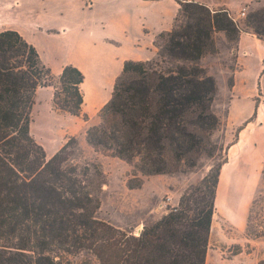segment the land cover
I'll use <instances>...</instances> for the list:
<instances>
[{
	"label": "trees",
	"instance_id": "obj_1",
	"mask_svg": "<svg viewBox=\"0 0 264 264\" xmlns=\"http://www.w3.org/2000/svg\"><path fill=\"white\" fill-rule=\"evenodd\" d=\"M176 1L172 29L155 37L157 57L124 62L100 122L86 131L96 151L133 167L130 188L141 187L144 176L188 172L204 157L215 160L178 206L139 235L98 217L106 176L101 164L79 162L75 136L48 157L32 134L40 87H54L56 111L83 115L85 73L69 63L53 83L33 43L18 30L0 32V264H74L71 256L81 252L101 264L207 263L221 171L260 102L233 142L216 140L218 84L200 60L217 52L218 32L233 44L235 57L242 32L264 40V6L249 12L243 25L227 7Z\"/></svg>",
	"mask_w": 264,
	"mask_h": 264
},
{
	"label": "rangeland",
	"instance_id": "obj_2",
	"mask_svg": "<svg viewBox=\"0 0 264 264\" xmlns=\"http://www.w3.org/2000/svg\"><path fill=\"white\" fill-rule=\"evenodd\" d=\"M263 6L250 4L244 7L249 13ZM241 10L232 14L244 25L247 15L242 16ZM215 39L218 50L208 54L217 55L221 41L227 40L233 46L223 32L216 33ZM234 57L227 60L232 70L235 68ZM224 60L220 56H209L201 65L213 67L214 73L208 71L218 84L214 110L222 123L215 138L227 145L235 140L238 129L248 120L245 121V117L250 104L256 103L257 99L260 101L263 93L257 88L234 91L233 72L223 71ZM52 72L51 82L56 83L61 71ZM53 92V86L39 89L33 108L32 134L45 147L48 157L54 155L70 137L77 138L83 152L79 162L101 164L106 176L97 215L119 228L139 235L146 225L153 224L168 209L178 206L184 191L198 184L215 163L214 159L204 157L192 171L144 176L141 187L130 188L128 179L132 177L133 167L120 158L96 151L86 140L88 127L100 122V110L93 117L87 114L88 120L85 112L81 116L58 112L53 108ZM259 136L262 137V132ZM241 159L244 167L225 171L223 181L228 187L222 188L219 197L206 264H264V150L259 151L251 142L241 151ZM133 181L137 183L138 179ZM71 259L74 264H101L90 252H81Z\"/></svg>",
	"mask_w": 264,
	"mask_h": 264
},
{
	"label": "crops",
	"instance_id": "obj_3",
	"mask_svg": "<svg viewBox=\"0 0 264 264\" xmlns=\"http://www.w3.org/2000/svg\"><path fill=\"white\" fill-rule=\"evenodd\" d=\"M195 1L212 8L227 7L233 14L250 4H264V0ZM178 10L176 0H92L89 5L86 0H0V32L18 30L38 48L52 70L62 72L69 63L78 66L85 73L83 112L93 117L111 98L126 60L157 57L155 37L172 29ZM221 42L217 55H205L200 64L209 56H220L227 72L232 70L227 60L231 61L234 52L227 40ZM234 61L233 90L257 88L263 98L257 117L245 125L229 149V162L220 175L217 207L222 188L228 187L223 181L225 171L244 167L241 151L251 142L259 151L264 150V40L253 32H242ZM206 67L214 73L212 66ZM254 109L255 103H251L245 121Z\"/></svg>",
	"mask_w": 264,
	"mask_h": 264
},
{
	"label": "built area",
	"instance_id": "obj_4",
	"mask_svg": "<svg viewBox=\"0 0 264 264\" xmlns=\"http://www.w3.org/2000/svg\"><path fill=\"white\" fill-rule=\"evenodd\" d=\"M92 0H88L87 3L90 4ZM248 14V11H247V7H244L242 10H241V15L242 16H246Z\"/></svg>",
	"mask_w": 264,
	"mask_h": 264
}]
</instances>
